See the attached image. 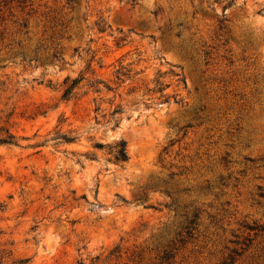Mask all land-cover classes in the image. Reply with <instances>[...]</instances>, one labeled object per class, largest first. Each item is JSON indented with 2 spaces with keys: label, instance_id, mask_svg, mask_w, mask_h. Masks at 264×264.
I'll use <instances>...</instances> for the list:
<instances>
[{
  "label": "rangeland",
  "instance_id": "374dc122",
  "mask_svg": "<svg viewBox=\"0 0 264 264\" xmlns=\"http://www.w3.org/2000/svg\"><path fill=\"white\" fill-rule=\"evenodd\" d=\"M1 130L0 264H264V0H0Z\"/></svg>",
  "mask_w": 264,
  "mask_h": 264
},
{
  "label": "trees",
  "instance_id": "16d2710c",
  "mask_svg": "<svg viewBox=\"0 0 264 264\" xmlns=\"http://www.w3.org/2000/svg\"><path fill=\"white\" fill-rule=\"evenodd\" d=\"M131 1L134 3L135 0H131ZM94 25H95V28H96L98 33H103L106 29V24L102 18H99V20H97L94 23ZM127 74H128L127 72L122 71V66H121L117 70L116 77L118 79H121L120 76L127 75ZM67 81H68V78L66 77L64 79V84H66ZM78 81L79 80L72 79L70 81V84H68L64 87L63 92H62V98L63 99H67L70 96L72 90L75 88ZM155 81H156V85H157L156 91L159 92L160 97L164 98V101L167 102L169 100V96H166L162 93L165 86H163L162 83L159 82L158 80H155ZM106 89L109 90V87H106ZM95 91H98V89H95ZM176 102H179V101H176ZM120 110H121V108L119 106L114 107L110 113V116L114 118V116L117 113H119ZM113 120H114V125H117V120L116 119H113ZM61 138L66 142L72 141L74 139V137H69L66 135H62ZM0 144H14L13 136L10 133H8L6 130H4V131L1 130L0 131ZM116 147L117 148L115 151V158L117 160H126L127 154H126V150H125V143L123 141H120Z\"/></svg>",
  "mask_w": 264,
  "mask_h": 264
}]
</instances>
